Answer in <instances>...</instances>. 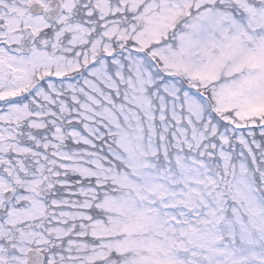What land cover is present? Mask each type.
Returning a JSON list of instances; mask_svg holds the SVG:
<instances>
[{"label":"snow or ice","instance_id":"snow-or-ice-1","mask_svg":"<svg viewBox=\"0 0 264 264\" xmlns=\"http://www.w3.org/2000/svg\"><path fill=\"white\" fill-rule=\"evenodd\" d=\"M0 264H264V0H0Z\"/></svg>","mask_w":264,"mask_h":264}]
</instances>
